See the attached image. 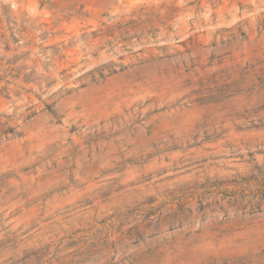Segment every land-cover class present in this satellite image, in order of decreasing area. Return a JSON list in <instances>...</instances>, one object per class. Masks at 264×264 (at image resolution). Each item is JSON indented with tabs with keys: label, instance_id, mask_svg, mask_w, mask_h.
Listing matches in <instances>:
<instances>
[{
	"label": "rangeland",
	"instance_id": "374dc122",
	"mask_svg": "<svg viewBox=\"0 0 264 264\" xmlns=\"http://www.w3.org/2000/svg\"><path fill=\"white\" fill-rule=\"evenodd\" d=\"M0 264H264V0H0Z\"/></svg>",
	"mask_w": 264,
	"mask_h": 264
}]
</instances>
